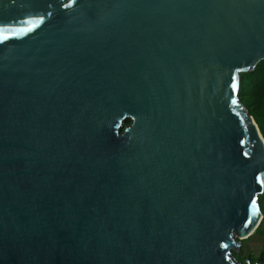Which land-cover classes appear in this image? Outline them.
Returning <instances> with one entry per match:
<instances>
[{
    "label": "water",
    "instance_id": "1",
    "mask_svg": "<svg viewBox=\"0 0 264 264\" xmlns=\"http://www.w3.org/2000/svg\"><path fill=\"white\" fill-rule=\"evenodd\" d=\"M0 28V264H253L264 0H0Z\"/></svg>",
    "mask_w": 264,
    "mask_h": 264
},
{
    "label": "trees",
    "instance_id": "2",
    "mask_svg": "<svg viewBox=\"0 0 264 264\" xmlns=\"http://www.w3.org/2000/svg\"><path fill=\"white\" fill-rule=\"evenodd\" d=\"M239 94L241 103L254 119L262 137H264V61L260 62L254 71L241 75ZM127 123H130V121L127 120ZM262 199L260 202L263 211V219L261 222L264 221V201ZM261 258H264V252L259 259Z\"/></svg>",
    "mask_w": 264,
    "mask_h": 264
},
{
    "label": "rangeland",
    "instance_id": "3",
    "mask_svg": "<svg viewBox=\"0 0 264 264\" xmlns=\"http://www.w3.org/2000/svg\"><path fill=\"white\" fill-rule=\"evenodd\" d=\"M262 198H260V202ZM262 200L264 201V199ZM232 252L234 257L243 263L247 261L253 264L259 261V263H264V258L259 259L264 252V221L259 225L258 231L253 233L250 238L241 241L240 245Z\"/></svg>",
    "mask_w": 264,
    "mask_h": 264
},
{
    "label": "snow or ice",
    "instance_id": "4",
    "mask_svg": "<svg viewBox=\"0 0 264 264\" xmlns=\"http://www.w3.org/2000/svg\"><path fill=\"white\" fill-rule=\"evenodd\" d=\"M67 6L68 5H65V7H67ZM25 23H29V22L26 21ZM31 30L32 29H26V31H31ZM8 33H9L8 29L0 28V44H4L5 42H7L8 40L13 38V36H10ZM232 80H233L232 88H233V90H235L237 88V84L235 82L236 77L233 76ZM232 103L236 104L237 102L235 99H233ZM261 139H264V137H261ZM245 155H247V154H245ZM256 179L259 183H261L262 186H264V180H261L260 177H256ZM256 209H257V200L255 198H252L250 200V203H249V209H248L249 215L246 217V222L244 223V226H243L245 229H248L249 226L253 224V218L258 215ZM253 231H254V227H253ZM244 235H250V233H247ZM220 247L223 249H228L229 245L227 243H224V244H221ZM225 259L226 260L230 259V256L226 255Z\"/></svg>",
    "mask_w": 264,
    "mask_h": 264
},
{
    "label": "bare ground",
    "instance_id": "5",
    "mask_svg": "<svg viewBox=\"0 0 264 264\" xmlns=\"http://www.w3.org/2000/svg\"><path fill=\"white\" fill-rule=\"evenodd\" d=\"M261 222V221H260Z\"/></svg>",
    "mask_w": 264,
    "mask_h": 264
}]
</instances>
